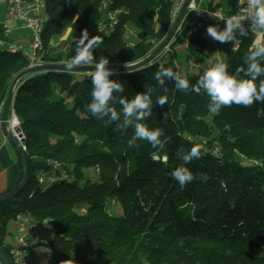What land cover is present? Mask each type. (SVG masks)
Masks as SVG:
<instances>
[{
  "label": "trees",
  "instance_id": "16d2710c",
  "mask_svg": "<svg viewBox=\"0 0 264 264\" xmlns=\"http://www.w3.org/2000/svg\"><path fill=\"white\" fill-rule=\"evenodd\" d=\"M42 1L41 58L46 63H66L87 30L90 38L103 40L92 50L93 64L101 58L132 64L149 56L172 26L171 0H110L107 11L103 0ZM207 5L219 9L215 0ZM109 12L116 14L112 28L107 27ZM69 27L73 39L59 56L64 44L57 47L58 38ZM130 30L140 35L138 40L128 39ZM254 40L250 34L223 43L222 61L230 74L246 68ZM206 42L202 35L191 36L187 48L110 77L125 89L118 95L128 99L154 89L153 114L143 123L163 130L160 149L147 141L129 148L131 126L117 131L115 124L87 111L90 72L46 70L25 76L13 106L26 137L29 177L22 189L0 201V247L11 255L9 224L28 216L52 222L50 244L60 252L55 264H264V116L257 115L264 103L232 105L213 115L206 93H185L168 79L161 88L154 79L163 63L195 84L213 65L191 69L189 54L209 57ZM27 67L26 57L0 49V110L12 81ZM163 95L168 101L161 108L156 100ZM112 106L122 119V106ZM193 145L200 146V158L185 164L179 154ZM153 153L160 159L154 160ZM180 166L194 177L183 190L171 175ZM23 174L21 161L19 182L0 196L13 192ZM112 203L119 214L111 212Z\"/></svg>",
  "mask_w": 264,
  "mask_h": 264
},
{
  "label": "clouds",
  "instance_id": "9594fccd",
  "mask_svg": "<svg viewBox=\"0 0 264 264\" xmlns=\"http://www.w3.org/2000/svg\"><path fill=\"white\" fill-rule=\"evenodd\" d=\"M241 9L247 13L242 17L239 12L230 15L225 21V27L220 30L217 26H208L207 35L219 43L234 42L239 37H248L250 34L255 37L250 54L245 57V67L237 68L234 74L229 73V65L223 61H217L212 67L206 69L195 84H190L189 80L179 72H174L172 68H166L163 63L154 74V79L161 88H164L165 79L175 82L177 90L185 93L194 92L196 94L206 93L209 97L207 110L213 115H219L224 107L232 105L251 107L254 103H264V0H238ZM246 3V7H245ZM245 21H250V27L245 26ZM102 37L89 36L84 30L79 39L75 42V55L66 62V70L73 71L79 66L93 65V70L89 73L92 84L91 102L86 106L87 111L98 120L107 119L116 125L117 131H126L131 126L132 135L127 141L129 148L138 147L137 141H147L153 149L163 147L161 137L164 132L160 128L149 129L143 121L153 114L152 90L138 93L134 98L128 99L118 95L124 93L125 89L118 80L110 79L117 75L114 70L109 69V60L101 58L94 62L93 48L102 43ZM126 67H129L127 65ZM242 74V75H241ZM258 81V83H257ZM168 98L166 95L159 96L156 104L161 108L165 106ZM122 106L121 113L112 106L115 104ZM77 116L80 112L77 111ZM168 113L165 114V117ZM264 116V109L257 113ZM201 148L193 145L186 154H179V158L185 163H190L194 158L199 159ZM152 158L159 160L160 156L153 153ZM167 155L163 160L167 161ZM171 175L178 182L183 190L190 184L194 177L189 168L180 166ZM46 226V225H45ZM67 264V261L64 262Z\"/></svg>",
  "mask_w": 264,
  "mask_h": 264
},
{
  "label": "built area",
  "instance_id": "2783aa9c",
  "mask_svg": "<svg viewBox=\"0 0 264 264\" xmlns=\"http://www.w3.org/2000/svg\"><path fill=\"white\" fill-rule=\"evenodd\" d=\"M110 0H103L102 10L107 11L108 2ZM205 0H191L188 4L187 11L169 45L165 47L160 56L166 57L170 56L175 52L173 47L174 43L180 40V37L188 31L190 36L198 37L202 33H206L208 26H217L220 30L225 27V21L221 20L227 19L232 14H239L244 17L247 15L245 11L241 9L238 0H234L231 3V11L223 12L221 9L212 10L207 4H204ZM186 0H171L170 16L172 24L175 22L178 14L180 13L182 7L184 6ZM72 2H68L67 5L70 6ZM246 7V3H245ZM0 9L5 14V18L12 20L17 24H20L22 29H28L32 34V41L30 48H26L23 45L14 42L12 40L13 29L9 27L4 21L0 19V49L6 50L11 53H19L20 55L26 57L29 61L28 67H35L46 63L43 61L38 53L42 49L43 44V28L46 22L45 5L42 0H0ZM110 23L107 27L112 28L116 22V14L109 12L107 16ZM189 17V21L184 25L185 19ZM157 20V18H156ZM245 26L250 27L251 22L245 21ZM106 26L104 25V28ZM133 34V32L130 30ZM212 39V38H211ZM212 43L217 47L218 42L212 39ZM264 43V41H262ZM189 45L188 42L184 43L185 48ZM68 45L66 46V49ZM178 67V62L175 61ZM188 64L191 69H199L202 67L203 63L197 59L195 55L189 54ZM15 98V92H14ZM14 102V100H13ZM14 104L12 103L11 110L8 117V130L13 134L14 138L22 145L25 150L24 141L25 134L21 129V121L15 112ZM2 110H0V127L2 124ZM18 223V236L16 237V243L11 251V260L13 264H32L30 258V249L33 245L42 246L44 252L46 253L47 261H53L52 247L50 244V239L43 234V227L46 225L47 229H53L52 225H49L48 221L45 220L42 224H37L31 221L28 216H19L17 218ZM40 223V222H39ZM33 231L36 238L32 242L24 236L27 231ZM0 264H6L3 257L0 255Z\"/></svg>",
  "mask_w": 264,
  "mask_h": 264
},
{
  "label": "rangeland",
  "instance_id": "374dc122",
  "mask_svg": "<svg viewBox=\"0 0 264 264\" xmlns=\"http://www.w3.org/2000/svg\"><path fill=\"white\" fill-rule=\"evenodd\" d=\"M208 0L204 1V4H207ZM216 3H219V9H221L223 12L227 13V11H229L231 9V2L230 0H215ZM158 19V17H156ZM0 19L2 21H5V23L11 27L13 29L12 32V40L14 42H17L21 45H23L26 48H30V44L32 41V34L31 31L28 29H22L20 27V24H17L16 22L12 21V20H8L5 18V14L2 12V9H0ZM189 21V17H187L184 21V25ZM132 31V30H131ZM133 34H131V36L128 39H132L134 41L138 40L140 35L135 33L134 31H132ZM73 28H68L61 36H59L58 38V42H57V47H61V44H64V48L59 51V53L57 55H61L66 53V43L68 45H70L72 39H73ZM201 35L207 38V42H206V50L209 54V57H202L199 53H195V56L197 57V59H199L201 62H203V64H207L209 66L214 65L217 61H222V59L225 56V50L223 47V43H219L217 44V47L214 46V44L212 43V39L208 37V35L206 33H202ZM13 37H16L19 41H16L13 39ZM190 33L188 34V31L183 34L180 37V41L177 43H174L175 45V49H181L184 46L185 42L190 41ZM176 50L179 51V50ZM44 50V46L42 44V49L40 50V52L38 53V56H41ZM188 55V54H187ZM162 57V56H161ZM179 60V59H178ZM183 60V59H182ZM181 62H179V65L181 66ZM183 63V62H182ZM28 66H29V61H28ZM4 107V106H3ZM3 111V110H2ZM2 113V112H1ZM96 173V174H95ZM91 172V175L94 176L95 178L97 177V173L98 172ZM111 212L119 214L120 213V207L118 206V204L116 203H112L111 204ZM32 222H34L31 219ZM48 221V220H47ZM38 225L42 224V222H35ZM49 225H52V222L48 221ZM54 233V230L51 228L50 230L47 229V226L43 227V234L44 236L51 238L52 235ZM34 234L33 231L29 230L27 231L24 236L28 237L27 235H31ZM35 235V234H34ZM18 236V223L15 221H12L9 224V234L7 237V242L9 244L15 245L16 243V237ZM35 247H39L38 252L35 254L33 252V248ZM33 252V253H32ZM52 253H53V261H47L46 259V253L44 252V249L42 246H36L33 245V247L30 249V258H31V263L32 264H55V261L57 260V258L60 256V252L58 249L52 247Z\"/></svg>",
  "mask_w": 264,
  "mask_h": 264
},
{
  "label": "water",
  "instance_id": "95a60500",
  "mask_svg": "<svg viewBox=\"0 0 264 264\" xmlns=\"http://www.w3.org/2000/svg\"><path fill=\"white\" fill-rule=\"evenodd\" d=\"M191 0H186L184 6L182 7L180 13L178 14L175 22L172 24L171 29L169 33L167 34L166 38L154 49V51L147 56L145 59L132 63V64H126V65H121V64H109L108 67L111 70H114L115 72H122V71H130L132 69L139 68L143 65H145L147 62L151 61L152 59L156 58L157 56L161 55L163 50L167 45H169L187 11L188 4L190 3ZM66 63H44L42 65H38L35 67H27L23 72H21L19 75H17L14 80L12 81L7 98L4 103L3 111H2V124H1V129L5 133L7 139L12 143V145L16 148L17 152L20 155L21 161L23 163L24 167V174H23V179L21 183L18 185V187L11 193L1 195L0 196V201L6 200L7 198H10L13 196L14 193H16L18 190L22 189L28 182V177H29V166H28V161L26 158L25 150L23 149L22 145L14 138L13 134L8 130V117L9 113L11 110V106L14 100V92L15 89L18 87L19 88V83L20 81L27 75H30L32 73L36 72H42L46 70H56V71H67L65 67ZM129 65V67H126ZM93 70V65H88V66H79L75 68L73 71L70 72H91ZM0 255L3 257L4 261L6 264H13L10 255L7 253L5 249L0 247Z\"/></svg>",
  "mask_w": 264,
  "mask_h": 264
},
{
  "label": "crops",
  "instance_id": "0c3cea01",
  "mask_svg": "<svg viewBox=\"0 0 264 264\" xmlns=\"http://www.w3.org/2000/svg\"><path fill=\"white\" fill-rule=\"evenodd\" d=\"M230 11L231 9L227 12ZM13 39L19 41L16 37H13ZM17 92H18V87L15 89V96ZM20 177H21L20 155L17 152L16 148L12 145V143L7 139L5 133L0 127V194L16 186L20 180ZM27 236L28 237L26 238L29 239L30 241L32 242L35 241L36 236L34 234ZM38 250L39 247L33 248V252L35 254L38 252Z\"/></svg>",
  "mask_w": 264,
  "mask_h": 264
}]
</instances>
